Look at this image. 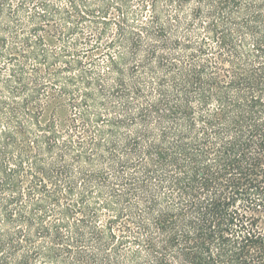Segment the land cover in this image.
<instances>
[{
    "label": "trees",
    "instance_id": "1",
    "mask_svg": "<svg viewBox=\"0 0 264 264\" xmlns=\"http://www.w3.org/2000/svg\"><path fill=\"white\" fill-rule=\"evenodd\" d=\"M0 264H264V0H0Z\"/></svg>",
    "mask_w": 264,
    "mask_h": 264
}]
</instances>
